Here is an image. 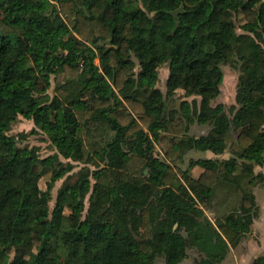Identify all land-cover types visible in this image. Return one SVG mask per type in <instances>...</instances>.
Segmentation results:
<instances>
[{
    "label": "trees",
    "instance_id": "16d2710c",
    "mask_svg": "<svg viewBox=\"0 0 264 264\" xmlns=\"http://www.w3.org/2000/svg\"><path fill=\"white\" fill-rule=\"evenodd\" d=\"M234 61L235 103L214 104L220 64ZM52 75L62 78L53 95ZM178 89L200 97L196 109L187 99L169 109ZM19 117L57 152L41 156L10 134ZM194 122L210 129L190 135ZM190 150L229 156L182 169ZM257 166L264 0H0V264H179L188 249L219 264L259 215ZM64 176L51 207L43 200ZM219 189L239 198L212 221L204 206Z\"/></svg>",
    "mask_w": 264,
    "mask_h": 264
},
{
    "label": "rangeland",
    "instance_id": "374dc122",
    "mask_svg": "<svg viewBox=\"0 0 264 264\" xmlns=\"http://www.w3.org/2000/svg\"><path fill=\"white\" fill-rule=\"evenodd\" d=\"M80 2L83 3L84 0H80ZM220 67L223 71V80L220 85V94L214 100V104L222 103L226 107H228L231 104L235 103V94L239 76L240 62H224L220 64ZM158 72L159 80L157 86L165 93L166 79L168 76L167 64L161 65L158 68ZM61 80V77H54L53 75L51 76V86L48 89V92L51 95H53L54 93L55 85ZM104 81L107 82L108 80L104 78ZM182 99L191 100L192 97H184L183 91L181 89H178L170 99L169 109L174 108L179 111L180 102L182 101ZM196 99H200V97ZM196 101L191 100L192 106L195 109L197 104ZM33 128L34 124L32 120L19 117L16 122L12 125L9 133L15 136H18L20 133H23L25 137L21 140V142L23 144L36 147L39 155L41 156H47L57 152V150L54 148V146L51 144L50 140L44 133H42L41 131H39L38 133H30ZM209 129L210 126L208 124H199L197 122H194L189 126L188 134L199 136L202 133L206 134ZM155 153L159 155V157H163V147L160 143H157L155 145ZM203 155L204 153H202V151L190 150L184 154L183 160L177 163V165L182 169H186L190 160L197 159V157L205 158L203 157ZM224 155H226V157L229 156L228 152L223 153L221 156ZM60 159L63 160L61 156ZM75 165L76 166L73 169L74 172L78 171L84 166V164L78 162H75ZM191 170L192 175L197 176L201 171V167L195 166ZM256 171H261L264 173V166H257ZM48 176L49 175H45L39 182L40 187L43 189L46 187L45 181L48 179ZM64 179L65 176L55 183V186L52 191V199L50 201L43 200V202L49 203L51 207L53 206L57 189L62 184ZM249 188L253 191L255 195L256 202L259 206V215L256 219H254L251 225L250 232L243 235L237 245L230 247L227 256L219 264H250V262L255 256H259V254H264V184L249 186ZM238 198L239 197L235 193H231L229 196H227L225 194V191L219 189L215 198L208 205L204 206V211L206 215L212 221H214V218L216 216L223 215L227 210L233 208L237 204ZM133 223L134 225L137 224L136 218H134ZM8 237L9 236L7 232L0 231V243L5 242ZM90 244L93 246V243ZM198 258L199 255L195 251L188 249V256L187 258H185V260H183L182 264H197ZM146 264H164V261L161 257H149L146 261Z\"/></svg>",
    "mask_w": 264,
    "mask_h": 264
},
{
    "label": "crops",
    "instance_id": "0c3cea01",
    "mask_svg": "<svg viewBox=\"0 0 264 264\" xmlns=\"http://www.w3.org/2000/svg\"><path fill=\"white\" fill-rule=\"evenodd\" d=\"M192 97V99L191 100H194V101H196V103L198 104L199 103V99H196V98H199V96H191ZM190 103H191V100H189V99H187ZM204 133H202V134H200V135H203ZM199 135V136H200ZM196 137H198V136H196ZM202 153H204V155H203V157H205V158H213V157H217V156H219V157H223V158H226V155H224V156H221V155H215V154H213L212 152H210V151H202ZM229 154V153H228ZM198 158V157H197ZM198 167V166H197ZM259 255H263L264 256V254H259ZM256 257V256H255Z\"/></svg>",
    "mask_w": 264,
    "mask_h": 264
},
{
    "label": "water",
    "instance_id": "95a60500",
    "mask_svg": "<svg viewBox=\"0 0 264 264\" xmlns=\"http://www.w3.org/2000/svg\"><path fill=\"white\" fill-rule=\"evenodd\" d=\"M179 264H182V262H181V263H179ZM197 264H198V261H197Z\"/></svg>",
    "mask_w": 264,
    "mask_h": 264
}]
</instances>
